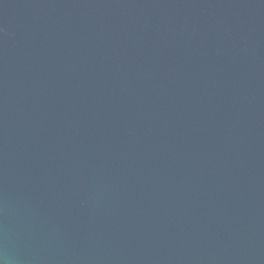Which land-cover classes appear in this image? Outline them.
<instances>
[{"label":"water","instance_id":"water-1","mask_svg":"<svg viewBox=\"0 0 264 264\" xmlns=\"http://www.w3.org/2000/svg\"><path fill=\"white\" fill-rule=\"evenodd\" d=\"M0 264H264V0H0Z\"/></svg>","mask_w":264,"mask_h":264}]
</instances>
